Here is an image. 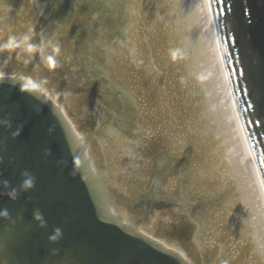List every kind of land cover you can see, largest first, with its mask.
Listing matches in <instances>:
<instances>
[{"label": "water", "instance_id": "water-1", "mask_svg": "<svg viewBox=\"0 0 264 264\" xmlns=\"http://www.w3.org/2000/svg\"><path fill=\"white\" fill-rule=\"evenodd\" d=\"M26 5L41 28L46 24L50 29L54 23L71 26L68 43L83 49L91 61L102 64L124 55L121 47L128 46L125 27L129 20L114 6L111 17L109 0H26ZM2 9L1 19L12 15L6 7ZM110 18L109 31L106 20ZM43 77L48 86L70 83L69 76L60 70L46 71ZM101 82L115 87L95 102L99 110L111 114L112 130L102 136L108 140L116 126L124 132L129 118L123 112L128 111V96L120 91L112 94L111 101L110 93L122 87L107 79ZM66 85L72 92L71 85ZM8 96L19 101L17 105L10 99L15 111H2L10 106ZM105 112L96 111L107 118ZM0 115V123L11 121L7 127L17 134L13 151L16 173L5 187L14 188V200L18 193L23 194V201L11 209L0 204V264H175L173 255L165 253L157 242L136 237L141 235L135 227L125 229L119 221V225L111 222L103 203L108 200L105 179L92 171L97 169L90 166L91 158L81 149L77 133L61 111L46 106L31 89L0 81ZM90 127L87 122L81 126L83 131ZM2 192L0 177V198ZM117 248L123 253L121 259L117 258Z\"/></svg>", "mask_w": 264, "mask_h": 264}, {"label": "bare ground", "instance_id": "bare-ground-1", "mask_svg": "<svg viewBox=\"0 0 264 264\" xmlns=\"http://www.w3.org/2000/svg\"><path fill=\"white\" fill-rule=\"evenodd\" d=\"M189 4L191 5V8L193 10L194 18L196 20V27L198 31V38H195L193 43V40L190 41L191 45V53L189 51L181 49L186 58L187 62L193 63V60L195 61L197 67H201V69L204 67V73L206 75V79L208 80L209 89L210 92H212L213 97L215 100L218 101L217 108L219 109L218 112H216V116L218 117V120L222 123V126H224L225 134L230 139L231 145L227 146L228 149L225 150L231 154H226L223 151H219L218 154L215 152L214 154L208 153L206 157L201 156L197 158L193 153L187 157V160L189 163H195L197 166H193L194 170L198 171L197 178H194L193 182H195L194 190L195 193H193V198H191V201H197L201 198H196V195H201L202 198H206V193L209 191H212L213 193H217L220 191L223 187L231 193H234L233 198L235 199V202L232 204L231 202L227 203L226 209L227 211H223L221 214L215 212V216L213 217V222L211 224L213 232L219 225H222L221 223L227 222L229 213L230 220L232 221L234 218V212H235V204L237 203L239 208V214L242 218V225L244 227L242 228V231L238 233L239 238H241L242 242L250 243L253 242L245 237V233L248 234L246 231L250 232V235H252L251 232L256 235L255 231H262L264 235V194L262 190L261 183H259V179L256 176L255 168L253 166V163L249 160V156L247 154L246 146L243 142H241V139L239 137V130H238V124L236 121V114L233 109V103L232 99H227L225 96H223L224 100L220 102L215 96L218 95V87L219 83L222 84L221 91L222 93H227L226 88L228 89L227 82L224 76V83L222 81V71L216 67L217 59L214 55L213 46L211 44V41L209 39V29L207 26V20L205 18V8L202 3V0H190ZM199 20V22H198ZM161 22V18L156 23L149 22L146 18L143 22L144 29H143V37L147 40L149 47L151 48V59L153 60L158 56L157 53V47H158V41L154 44V40L152 41L150 36L155 30V24H159ZM162 22H164L167 26H169L168 19H162ZM167 27H164L166 29ZM177 37L179 40L183 37V34L178 31ZM166 38H169L168 35ZM199 41V42H197ZM187 49H189L187 43L184 44ZM173 46H176V44H173ZM195 46V47H194ZM181 47V46H180ZM210 48V49H209ZM147 62H151L149 55L146 53ZM169 64H173L175 68V62L172 60H168ZM185 62V59H183V63ZM218 65V64H217ZM216 67V68H215ZM217 69V70H216ZM165 91H168L167 88ZM216 91V92H215ZM169 92V91H168ZM216 94V95H215ZM225 95V94H224ZM228 97V96H227ZM168 102L164 103V106H167ZM198 116V115H196ZM228 118V121L226 120ZM173 120L176 121V117H173ZM226 127V128H225ZM239 132V133H238ZM234 134V137L232 135ZM181 134H185V136H182ZM181 135V138L187 140V135L184 131L178 132V130L171 133L170 137L176 139H179ZM160 139V138H158ZM221 149V148H219ZM195 156L197 159H193L192 156ZM228 170L229 176L223 174L224 169ZM223 172H222V170ZM215 176V177H210ZM231 177H234L235 183H233V179L228 181L227 179ZM243 193V194H242ZM190 195V194H189ZM242 197H245L243 199ZM241 201L248 202L250 207L248 210H243ZM232 204V205H231ZM242 208V209H241ZM247 212V213H246ZM229 233V230H228ZM258 240V239H257ZM264 242V239H263ZM249 245V244H248ZM230 245H226L225 250L227 251L229 249ZM249 250H253V246H247ZM263 256L260 261V264H264V247L262 249ZM254 253H250L247 255L246 259L243 261L245 264H256L259 263V259L255 258V260L252 258L254 257ZM231 263V262H230ZM233 264V263H231Z\"/></svg>", "mask_w": 264, "mask_h": 264}, {"label": "clouds", "instance_id": "clouds-1", "mask_svg": "<svg viewBox=\"0 0 264 264\" xmlns=\"http://www.w3.org/2000/svg\"><path fill=\"white\" fill-rule=\"evenodd\" d=\"M25 39H27V38H25ZM17 46H18V44H16L12 38H9V40L6 43L0 45V50L12 49V48H15ZM28 50L31 51V49H28ZM49 66H51V64Z\"/></svg>", "mask_w": 264, "mask_h": 264}]
</instances>
